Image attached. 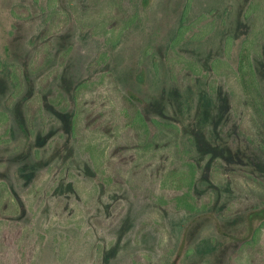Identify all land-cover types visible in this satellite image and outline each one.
<instances>
[{
	"label": "rangeland",
	"instance_id": "obj_1",
	"mask_svg": "<svg viewBox=\"0 0 264 264\" xmlns=\"http://www.w3.org/2000/svg\"><path fill=\"white\" fill-rule=\"evenodd\" d=\"M0 264H264V0H0Z\"/></svg>",
	"mask_w": 264,
	"mask_h": 264
},
{
	"label": "trees",
	"instance_id": "obj_2",
	"mask_svg": "<svg viewBox=\"0 0 264 264\" xmlns=\"http://www.w3.org/2000/svg\"><path fill=\"white\" fill-rule=\"evenodd\" d=\"M179 38L181 37L176 36L175 38L176 40L174 42L179 40ZM124 109H125L123 111L124 116L125 117L127 116L130 119V123L133 124V126H136V127H141V126L147 127L148 126V123L140 107L128 96L124 97Z\"/></svg>",
	"mask_w": 264,
	"mask_h": 264
}]
</instances>
